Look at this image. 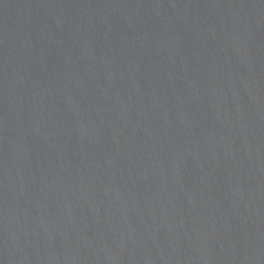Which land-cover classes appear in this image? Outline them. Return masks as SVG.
Returning a JSON list of instances; mask_svg holds the SVG:
<instances>
[{
    "label": "water",
    "instance_id": "1",
    "mask_svg": "<svg viewBox=\"0 0 264 264\" xmlns=\"http://www.w3.org/2000/svg\"><path fill=\"white\" fill-rule=\"evenodd\" d=\"M0 264H264V0H0Z\"/></svg>",
    "mask_w": 264,
    "mask_h": 264
}]
</instances>
